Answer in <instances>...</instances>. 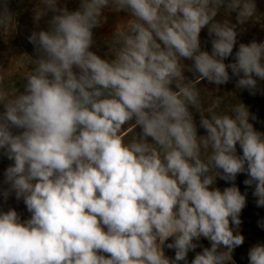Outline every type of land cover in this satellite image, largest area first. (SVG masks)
<instances>
[{"label":"clouds","instance_id":"9594fccd","mask_svg":"<svg viewBox=\"0 0 264 264\" xmlns=\"http://www.w3.org/2000/svg\"><path fill=\"white\" fill-rule=\"evenodd\" d=\"M106 9L127 16L102 58L91 49ZM49 12L48 29L28 37L36 58L19 57L23 91L0 65V150L13 162L2 195L14 192L31 213L0 211V264H189L201 238L210 247L191 264H232L245 239L238 174L264 207V133L243 103H226L232 94L197 86L237 77V89L255 94L264 81V42L234 53L255 0H80L75 11L39 0L34 21ZM15 27L0 0V32ZM217 177L232 186L214 187ZM248 259L264 264V244Z\"/></svg>","mask_w":264,"mask_h":264},{"label":"trees","instance_id":"16d2710c","mask_svg":"<svg viewBox=\"0 0 264 264\" xmlns=\"http://www.w3.org/2000/svg\"><path fill=\"white\" fill-rule=\"evenodd\" d=\"M255 3L257 8V18L251 19L243 25V30H241V27L238 26L237 44L234 47V53L238 49L240 43L247 44L253 40L256 42H264V0H255ZM235 16L236 13H231L228 17L232 23H236ZM218 18H224L223 12H221ZM200 39L202 50L211 52L212 37L208 35L207 29L202 30ZM231 62H234V55L225 61V63ZM186 64H191V61H187ZM229 74L231 76L230 69ZM186 75L189 76V78H194L192 73H186ZM236 80L237 77H232L228 83L219 86L209 83L207 80H202L197 87L200 89H206L208 92H212L208 93V95L216 94L223 96L225 94H232L227 96L226 103H243L250 112L249 122L253 124L257 131L264 133V81H258L255 94H250V92L246 89H237L235 86ZM217 88L219 89L218 91ZM193 114L198 126V134L205 135V130L199 127V114L195 113L194 110ZM253 116L255 119L252 118ZM136 131L139 132V128H137ZM128 135L130 137L131 133ZM237 152L238 154H242V150L239 146H237ZM247 178V174L241 173L237 175L234 182L240 189L241 193L246 195V206L240 214L241 224L237 229V231L243 235L245 239L244 243L241 246L236 247L232 253L233 262L235 264H249L248 252L250 248L256 244H264V207H258L256 204L257 198L253 195L254 185L246 186L244 184V181ZM229 186H232V182H226L219 177H217L214 185V187H218L221 190ZM22 208L19 205H15L13 209L17 211L22 220L29 219L31 213L28 212L26 207ZM171 242V239H169L166 241V244ZM196 243L198 244V247L195 251L189 252L188 254L189 264H191V260L197 252L202 251L204 247H210V242L204 238L196 241ZM166 244L164 248L165 254L169 258H174L175 250L168 249ZM180 264H184V262L181 261Z\"/></svg>","mask_w":264,"mask_h":264},{"label":"rangeland","instance_id":"374dc122","mask_svg":"<svg viewBox=\"0 0 264 264\" xmlns=\"http://www.w3.org/2000/svg\"><path fill=\"white\" fill-rule=\"evenodd\" d=\"M38 2L39 0H7L8 9L13 14L16 27L8 36L0 32V65L6 69V82L8 80L16 81V87L20 91H23L24 81L19 77V74L25 71L27 66L21 62L22 58L19 57L28 55L36 58L34 45L29 42L28 37L33 31L47 30L48 20L53 15L49 12L37 24L33 17ZM79 4L80 0H59V6H66L70 11L77 10ZM104 16L107 17L106 22L101 27L93 29L95 44L91 49L102 58L108 54L107 38L111 35L115 25L126 18L127 14L115 13L106 9ZM3 110V105H0V112ZM13 131L18 132L20 130L13 129ZM12 163L3 155V150H0V211H8L13 209L15 205H19L21 208L26 207L23 199H16L14 192L8 196L7 200L2 195L3 191L9 187L4 183V172ZM232 264L235 263L232 262Z\"/></svg>","mask_w":264,"mask_h":264}]
</instances>
